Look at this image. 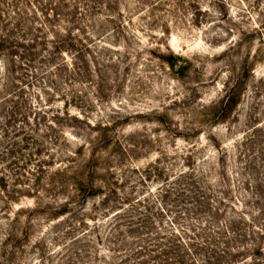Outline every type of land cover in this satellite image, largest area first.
Segmentation results:
<instances>
[{
    "label": "rangeland",
    "instance_id": "rangeland-1",
    "mask_svg": "<svg viewBox=\"0 0 264 264\" xmlns=\"http://www.w3.org/2000/svg\"><path fill=\"white\" fill-rule=\"evenodd\" d=\"M0 38V264H264V0H0Z\"/></svg>",
    "mask_w": 264,
    "mask_h": 264
},
{
    "label": "trees",
    "instance_id": "trees-1",
    "mask_svg": "<svg viewBox=\"0 0 264 264\" xmlns=\"http://www.w3.org/2000/svg\"><path fill=\"white\" fill-rule=\"evenodd\" d=\"M6 43H7V40L0 38V46L3 45V44H6ZM233 251H235L234 248L232 249L231 252H233ZM5 253H6V251L3 252L2 256H1L2 259H5V257H6V254ZM236 253H238V252H236Z\"/></svg>",
    "mask_w": 264,
    "mask_h": 264
}]
</instances>
